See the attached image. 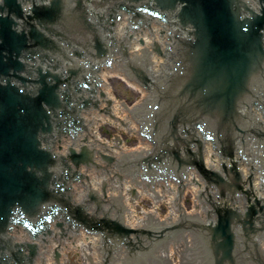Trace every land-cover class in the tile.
<instances>
[{"label":"water","instance_id":"water-1","mask_svg":"<svg viewBox=\"0 0 264 264\" xmlns=\"http://www.w3.org/2000/svg\"><path fill=\"white\" fill-rule=\"evenodd\" d=\"M27 2L0 0V264H9L8 256L17 264H31L24 257L26 249L18 246L10 233L15 221L40 227L48 224L46 219L52 211L62 206L70 217L93 230L83 206L76 207L70 197L71 181H66L64 158L54 153L52 143L45 142L57 133L62 112L76 115L79 111L78 102L72 106L67 103L62 86L78 100L75 82L92 86L97 74L74 51H85L95 63L106 59L111 47L97 19L103 20L106 12L118 14L121 5L150 6L170 20L173 32L167 68L151 78L144 69L132 67L151 88L141 108L140 129L144 128L155 144L149 155L136 162L150 171L159 167L179 177L186 168L196 166L222 195L241 190L237 151L250 158L255 153L264 154V118L253 110L256 103L264 107V0H256V6L251 0H32L30 11L26 10ZM35 52L61 60L66 74L40 62L31 66L23 60ZM49 109L54 111V118ZM199 127L230 158L232 164L223 167L231 182L221 172L205 167ZM103 157L108 162L114 160L110 155ZM72 158L82 162L90 156L87 150L80 154L73 150ZM261 162L264 166V159ZM261 173L260 187L264 188V168ZM63 183L66 193L59 188ZM253 188L257 192V177ZM262 201L264 198H256L244 215L228 208L219 210L216 223L199 225L202 237L211 241L216 264H236L238 224L253 243L259 231H264V223L258 229L254 222L264 209ZM128 222L142 224L133 217ZM105 224L118 234L121 244L136 235L140 243L131 252L137 254L138 249L149 246L140 255L119 247L105 249V264H170L167 254L171 256V247H178V264H206L207 251L194 223L191 230L182 225L167 227L166 231H175L145 247L138 229L120 220L107 219ZM160 238H165V229ZM29 247L34 255L36 245L30 243ZM254 248L260 255L259 246Z\"/></svg>","mask_w":264,"mask_h":264},{"label":"rangeland","instance_id":"rangeland-1","mask_svg":"<svg viewBox=\"0 0 264 264\" xmlns=\"http://www.w3.org/2000/svg\"><path fill=\"white\" fill-rule=\"evenodd\" d=\"M111 83L115 86V90H116V93H117V96L121 99V100H126L127 101V104H133L135 101H136V98L137 96L139 97V93H135L134 91L132 90H128L129 88L123 84V82L118 79V78H112L111 80ZM131 115L133 116L134 120L136 121L135 117H137V120H139V113L138 111L135 112V114H133L131 112ZM106 128H109V129H106L103 131V133L106 135V136H111L112 134H115L118 132V129H115L114 127H110V126H106ZM112 128V129H110ZM113 136V135H112ZM129 138V140H128ZM125 139L128 140L127 143H130V144H135L137 141L134 139V138H130L129 136H125ZM146 204V207H147V211H154L153 208H150V205L151 203L149 201H145L144 202ZM192 205H191V202L188 201L187 202V211L191 212V209H192ZM187 213V212H185ZM159 214L160 216H162L163 219H165L166 221H169L170 218L168 217V211H167V208H163L159 211ZM158 225V224H156ZM107 243H110V242H107ZM110 245V244H109ZM113 246H108L107 248L105 249H109V248H112ZM97 248V247H96ZM103 248V250H105ZM99 249H97V251H95V253L92 252L93 255H88L87 257H85V255L79 251L78 249L76 248H73L70 250V252H67V255H68V260L70 259L71 261V264H87V263H91V262H95V263H99L100 261H102V255H101V252H98ZM88 251V250H87ZM171 251H173V264H178V247H171ZM100 260V261H99Z\"/></svg>","mask_w":264,"mask_h":264},{"label":"bare ground","instance_id":"bare-ground-1","mask_svg":"<svg viewBox=\"0 0 264 264\" xmlns=\"http://www.w3.org/2000/svg\"><path fill=\"white\" fill-rule=\"evenodd\" d=\"M109 95H112V93L109 91ZM114 106L116 107V115L118 116H121L122 115V111L125 110V111H129L132 112L134 110V107L133 108H130L129 106H126L122 101H120L119 99L116 100V102L114 103ZM129 116V114H128ZM125 121V120H124ZM131 122V126L133 128V130H136L139 132L138 130V127L137 125H135L132 121ZM129 129V128H128ZM105 139V138H104ZM106 140V139H105ZM115 142L116 141H113V140H110L109 141V144L111 145H115ZM260 179H263V176H262V173H261V170H260V173L257 177V192H258V195L262 198H264V188L260 187ZM178 218V217H177ZM163 225V224H162ZM70 231V230H69ZM71 234V237H73V240L72 241H66V240H62L58 234L56 235V238H57V241L59 242V245L60 247L64 248L65 250V253H64V256L66 255V252L68 249H71V248H76L78 249L79 251L85 253V248H90L92 245H100L101 242H102V237L99 236L96 240L94 239L95 242H93V237H84L83 234L81 233H78V232H75L74 230H71L70 232ZM92 240V242L90 244H88L90 241ZM101 248V246L99 247ZM87 254V252H86ZM173 255V251H171V256ZM102 262V261H100ZM42 263H46V261H40L39 264H42ZM48 263V262H47ZM53 264V263H52ZM89 264V263H88Z\"/></svg>","mask_w":264,"mask_h":264},{"label":"flooded vegetation","instance_id":"flooded-vegetation-1","mask_svg":"<svg viewBox=\"0 0 264 264\" xmlns=\"http://www.w3.org/2000/svg\"><path fill=\"white\" fill-rule=\"evenodd\" d=\"M49 112L51 115H53V118H54V115H55L54 111L52 109H49ZM61 114H63V112ZM67 117L69 118V116H67ZM41 137H42V135H41ZM94 222H93L94 226H99L100 228H105V229L107 228L105 221L97 220ZM208 247L210 249V256L212 255V258H213V249H211L212 245L210 243H208ZM248 250H250V249H249L247 242H245L244 245L240 241L237 242L236 247H235V251H234V255L236 257V264H248V259H246V257L244 256V254ZM253 251H254V254L252 255V257H254L256 260H258L257 255L255 253V249H253Z\"/></svg>","mask_w":264,"mask_h":264}]
</instances>
